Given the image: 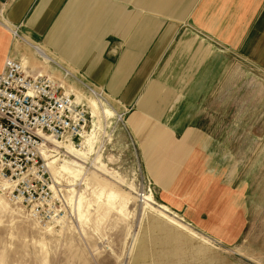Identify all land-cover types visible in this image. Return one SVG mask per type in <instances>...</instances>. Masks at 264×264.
Masks as SVG:
<instances>
[{
  "label": "rangeland",
  "instance_id": "1",
  "mask_svg": "<svg viewBox=\"0 0 264 264\" xmlns=\"http://www.w3.org/2000/svg\"><path fill=\"white\" fill-rule=\"evenodd\" d=\"M243 70L199 151L164 136L147 156L116 100L72 85L96 133L83 174L62 172L65 141L49 144L51 171L44 159L12 178L0 167L12 182L0 177V264H264V73Z\"/></svg>",
  "mask_w": 264,
  "mask_h": 264
},
{
  "label": "crops",
  "instance_id": "2",
  "mask_svg": "<svg viewBox=\"0 0 264 264\" xmlns=\"http://www.w3.org/2000/svg\"><path fill=\"white\" fill-rule=\"evenodd\" d=\"M21 37L116 100L146 156L164 136L197 150L220 92L264 73V0H0V70Z\"/></svg>",
  "mask_w": 264,
  "mask_h": 264
},
{
  "label": "built area",
  "instance_id": "3",
  "mask_svg": "<svg viewBox=\"0 0 264 264\" xmlns=\"http://www.w3.org/2000/svg\"><path fill=\"white\" fill-rule=\"evenodd\" d=\"M13 35L20 36L16 30ZM30 46L37 60L51 69L41 72L40 65L9 56L0 70V167L5 174L9 172V178L26 173L43 160L40 147L45 146L44 136L74 145L84 137L92 117L88 105L67 92L64 84L103 94L39 46ZM51 150L47 148V152Z\"/></svg>",
  "mask_w": 264,
  "mask_h": 264
},
{
  "label": "bare ground",
  "instance_id": "4",
  "mask_svg": "<svg viewBox=\"0 0 264 264\" xmlns=\"http://www.w3.org/2000/svg\"><path fill=\"white\" fill-rule=\"evenodd\" d=\"M22 41L24 40V43L25 45H27L28 47L30 46V43L23 39L22 37L20 38ZM43 50V49H42ZM44 51V50H43ZM46 53V52H45ZM47 54V53H46ZM48 55V54H47ZM35 59V57H34ZM42 63V67H44V70L43 68H41V72H46L47 71V68L49 67L48 64H44L42 61H40ZM26 63H28L29 65H33V62H30L27 61ZM64 84V83H63ZM64 86L66 87V91L67 92H72L73 94H75L73 92V88L72 86H66L64 84ZM79 94V93H78ZM75 96L77 97V95L75 94ZM93 103V102H92ZM89 106V105H88ZM93 107H94V110L96 111L97 109V104L94 102L93 104ZM106 111V110H105ZM91 112V111H90ZM91 114V113H90ZM95 114V113H94ZM95 116V115H94ZM95 131L91 132L90 134H87V132L84 134V137L83 139L86 137V140H85V143H84V147L83 148H78L77 146H74V144L71 142V141H65V142H68V143H65L64 141H59V140H56L54 139L53 137H50L49 135H46L44 136V144L45 146H42L40 147V154L42 156V158L45 160L46 162V167L50 170V168H54V165L56 163V161H58L59 159H55L53 161H50L51 159V155H50V152H47V148H50L49 147V144H52L54 146H56L57 148H62V144H73V145H66L64 147L66 153L68 155H70L74 160L72 161H67V160H59L60 163H61V169H62V172H65L66 174H69L71 175L72 177H78L80 176L81 174H83V163L87 160V157H88V154L92 151L93 149V142H94V138H95V134H94ZM52 151V150H51ZM99 158V157H98ZM101 163V162H100ZM102 165V166H101ZM100 167L103 169L105 167V165L103 163H101ZM51 171V170H50ZM0 177L2 178L3 182L5 185H10L12 186V182L10 183L9 181V178L8 179H4V177L2 176V173H0ZM9 180V181H8ZM14 185V184H13ZM6 187V186H5ZM148 203H146V206H151L149 204V202H152V197H148ZM147 202V201H146ZM147 208V207H146ZM168 210V209H167ZM169 211V210H168ZM161 213V212H160ZM162 217L168 219L171 223L175 224V225H178L180 226V224L169 218L165 213H162L161 214ZM163 218V219H164Z\"/></svg>",
  "mask_w": 264,
  "mask_h": 264
}]
</instances>
